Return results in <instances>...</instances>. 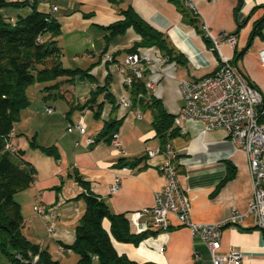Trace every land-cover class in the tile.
I'll return each mask as SVG.
<instances>
[{"label": "crops", "instance_id": "1", "mask_svg": "<svg viewBox=\"0 0 264 264\" xmlns=\"http://www.w3.org/2000/svg\"><path fill=\"white\" fill-rule=\"evenodd\" d=\"M188 3L192 8L182 1L186 11L197 18L201 34L196 33L169 0H39L34 4L37 11L49 14L59 25L56 40L62 64L84 70L89 75L78 74L71 83L62 84L50 93L41 92L40 84L26 89L30 103L13 124L10 140L12 147L22 151V158L34 169L31 185L13 195L24 220L23 233L62 264L77 261L76 255L65 246L73 242L74 228L85 210L82 192L101 199L112 213L123 214L130 232L140 234L147 229L140 233L136 230L143 227L148 217L142 214L133 220L131 216L151 208L155 193L163 185L161 168L168 161V155L155 137L146 107L137 103L132 107L131 103L129 109L119 104L114 108L98 95L96 102L104 100L99 118L93 117L88 107L79 108L92 92L103 86L107 74L113 96L130 99L123 85V80L131 75L130 67L124 64L129 54L125 49L139 36L128 28L124 34L106 39V32L101 29L119 20L121 9L132 8L146 24L164 34L173 50L185 59L184 66L176 67L175 80H178L176 71L179 68L189 78L197 79L210 74L222 60H227L241 76L264 92V64L258 55L264 50V28L260 36L252 37L251 33L253 23L264 17V0H188ZM52 6L57 7L53 12ZM31 7L29 3L5 13L14 17L29 12ZM206 31L218 38L217 48L205 36ZM225 35L235 38L233 46L227 44L225 38H219ZM204 37L210 41L206 42ZM149 48L156 47H138L136 51ZM242 49L244 53L236 57L235 53ZM106 54L109 61L103 60ZM196 71L203 72L195 75ZM150 74L149 68L145 70L144 80ZM175 80L164 76L153 91L148 90L170 114L182 103ZM46 108L50 112H46ZM111 120H121L117 129L121 152L104 140L85 146L84 139H95L104 122ZM79 124L84 126V134L73 128ZM32 137L39 146H52L58 157L32 148L29 144ZM168 143L178 166V185L189 199L191 221L216 223L233 212L246 211L253 193L247 160L222 132H204L199 124L186 122L180 125V135ZM154 150L158 152L147 155ZM137 158L141 161L134 166H123ZM227 162L235 168L234 177L216 191L226 176ZM75 175L84 181V186L76 181ZM115 178H118L117 189L111 191ZM244 221L245 226L222 229L218 253L233 250L241 255L237 264H264V229L251 226L250 218ZM103 225L108 229L106 220ZM112 244L118 255L136 264H212L204 243L179 225L173 216L167 230L155 236L148 235L137 245L115 241Z\"/></svg>", "mask_w": 264, "mask_h": 264}, {"label": "trees", "instance_id": "2", "mask_svg": "<svg viewBox=\"0 0 264 264\" xmlns=\"http://www.w3.org/2000/svg\"><path fill=\"white\" fill-rule=\"evenodd\" d=\"M37 1L39 0H0V264H62L54 259L47 249L23 233L24 220L13 195L31 185L34 181V169L22 158V151L11 152L6 148V144L11 140L13 124L18 121L20 112L30 103L26 96L28 85L33 82L44 83L41 92L50 93V90L59 89L62 84L71 83L78 74L89 77L84 70L71 69L62 64L56 40L59 25L49 14L35 9L34 4ZM169 1L177 6L182 18L196 33L201 34L197 18L186 11L188 9L183 6L182 0ZM29 3L32 7L25 14L12 17L5 13L7 10L23 8ZM119 16V20L101 27L106 32V39L122 35L131 28L139 39L130 48L125 49L127 53H135L138 47L155 46L167 62H174L176 67L185 65V59L173 50L167 37L146 24L132 8L128 6L121 9ZM263 28L264 17L253 23L252 37L260 36ZM236 33L237 30L234 35ZM204 40L210 41L207 37H204ZM244 51L245 49L236 52L235 56L242 55ZM109 85L110 78L107 74L103 86L92 92L79 108L88 107L95 118L100 117L104 100L116 108L118 101L110 91ZM123 85L130 95L132 107L137 103L150 111V125L162 145L180 135V127L174 124L173 114L168 113L161 101L145 88L143 77L131 76L130 85ZM98 95L104 100L96 102ZM120 123L121 120L104 122L91 144L99 140L110 143ZM29 144L45 155L58 157L52 146H39L33 137ZM140 161L141 158H137L130 164L124 163L123 166L132 167ZM226 165V176L217 185L216 191L234 177V166L228 162ZM176 170L178 172V166ZM74 178L84 186V181L78 175ZM81 196L85 202V210L74 228L73 242L65 246L76 255L75 264H136L125 256L118 255L112 241L137 245L148 235L155 236L160 233V230L148 228L143 233L132 234L128 220L123 214L112 213L101 199L87 191L82 192ZM104 220L108 223V229L104 228Z\"/></svg>", "mask_w": 264, "mask_h": 264}, {"label": "built area", "instance_id": "3", "mask_svg": "<svg viewBox=\"0 0 264 264\" xmlns=\"http://www.w3.org/2000/svg\"><path fill=\"white\" fill-rule=\"evenodd\" d=\"M182 1L192 8L188 0ZM56 9V6L50 8L52 12ZM204 34L211 39L214 48H217L218 38L211 36L208 31ZM219 38H225V42L231 46L235 44V38L232 36L225 35ZM258 55L264 64V50L259 51ZM103 60L109 61V55H104ZM124 64L131 70V75L123 80V84L128 86L131 83V76L142 78L144 71L148 68L151 74L145 80L147 90L153 91L155 85L164 76L175 80L176 65L174 62H167L157 48L130 53L125 57ZM174 82L177 95L182 102L173 113L174 124L180 127L182 123L194 122L199 124L204 132L214 130L222 132L237 149L245 154L253 187L252 197L246 211L242 214L233 212L216 223L191 221L189 199L178 185L175 154L167 142L164 144V149L168 155V161L161 168L163 185L155 193L153 206L143 209L141 213L132 214L131 219L134 220L136 216L142 214L148 217L143 227L136 230L140 233L148 228L167 230L170 217L173 216L179 225L186 227L193 237L204 243L212 264H237L241 258L238 252L229 250L226 254L218 253L222 229L245 226L246 218L251 219V226L264 229V92L241 76L227 60H222L208 75L197 79H178ZM117 101L121 107L127 109L131 105L130 99L126 96H120ZM45 110L50 112L48 108ZM73 128L80 134H84L83 125L79 124ZM70 130L71 128H68V131ZM91 143V139H84L85 146ZM110 144L115 151L121 152L122 144L117 132L112 135ZM6 148L11 152L16 150L11 142L6 144ZM157 152L158 150L148 151L147 155L153 156ZM117 184L118 178H115L111 191L117 189Z\"/></svg>", "mask_w": 264, "mask_h": 264}, {"label": "rangeland", "instance_id": "4", "mask_svg": "<svg viewBox=\"0 0 264 264\" xmlns=\"http://www.w3.org/2000/svg\"><path fill=\"white\" fill-rule=\"evenodd\" d=\"M202 72L203 71H196L195 75H200V74H202ZM176 78L177 79H180V78L190 79L189 76L185 73V71L180 69V68L177 69V71H176ZM33 84H40L41 87H43L45 85L44 83L33 82L32 84L28 85L26 89L30 88L29 90H31L33 88L31 86H33ZM64 131H65V129H64Z\"/></svg>", "mask_w": 264, "mask_h": 264}, {"label": "bare ground", "instance_id": "5", "mask_svg": "<svg viewBox=\"0 0 264 264\" xmlns=\"http://www.w3.org/2000/svg\"><path fill=\"white\" fill-rule=\"evenodd\" d=\"M171 74V73H170Z\"/></svg>", "mask_w": 264, "mask_h": 264}]
</instances>
